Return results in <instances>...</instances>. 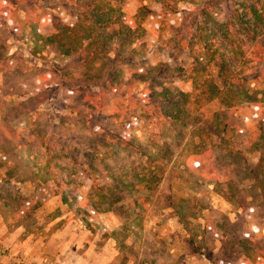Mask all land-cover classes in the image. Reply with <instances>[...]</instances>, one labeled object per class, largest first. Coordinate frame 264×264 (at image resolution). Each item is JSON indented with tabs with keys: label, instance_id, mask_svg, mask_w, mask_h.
<instances>
[{
	"label": "trees",
	"instance_id": "trees-1",
	"mask_svg": "<svg viewBox=\"0 0 264 264\" xmlns=\"http://www.w3.org/2000/svg\"><path fill=\"white\" fill-rule=\"evenodd\" d=\"M66 1L75 7L71 14L50 13L35 19L31 31L54 47L57 55L50 67L29 71L21 52L10 53L9 38L23 35L21 27L9 21V4L0 0V22L7 30V36L0 34V142L21 148L30 143L34 131L38 140L42 130L37 128L36 115L51 99L64 102L66 87L99 89L90 91L83 103H69L77 118L81 106H92L89 97L94 108L102 92L126 93L129 106L102 113V123L93 120V136L85 135L92 143L88 148L72 149L62 143L60 149L82 166L84 183L87 180L89 206L81 211L84 221L91 226L88 216L108 210L126 193L157 189L176 147L186 143L190 147L188 135L194 139L199 132L204 136L195 142L197 151L191 152L197 181L214 185L216 192L241 209L237 219L231 220L221 210L203 205L209 214L202 231L221 242L214 264H264V0H232L225 8V19L214 25H209L208 17L201 22L195 17L194 22L201 24L191 35L183 22L193 14L195 0H155L151 5L139 0ZM170 16L182 22L174 41L190 49L193 60L188 66H176L166 56L157 61L150 58L156 52L145 39L150 26L161 27ZM126 65L132 69L125 71ZM138 84L143 85L139 94L132 91ZM195 86L201 104L218 102L222 110L211 116L194 111ZM137 105L141 108L138 118L148 127L147 143L133 134ZM27 119L30 125L23 124ZM50 126L54 137L59 123L51 120ZM213 143L227 148L228 161L213 153ZM46 146L49 153L51 147ZM250 152L259 154L256 163L246 158ZM6 173L9 178L0 180V198L11 206V200L17 202L15 210L24 214L18 225L35 222L37 209L60 193L54 182L44 180L35 182L31 195H22L11 183L12 170ZM61 194L68 202L66 192ZM90 228L102 230L104 239L117 236L102 223Z\"/></svg>",
	"mask_w": 264,
	"mask_h": 264
},
{
	"label": "rangeland",
	"instance_id": "rangeland-1",
	"mask_svg": "<svg viewBox=\"0 0 264 264\" xmlns=\"http://www.w3.org/2000/svg\"><path fill=\"white\" fill-rule=\"evenodd\" d=\"M4 1L9 4L8 9L11 11L12 16L10 15L9 21L18 24L21 27L20 34L23 35L21 39L9 38L10 53L21 52L29 64V71L50 67L57 50L37 38L31 27L35 19L43 14L67 15L71 14L75 7L66 0ZM139 1L143 5H151L155 2V0ZM195 2L192 7L193 14L186 15V20L183 22L188 25L186 30L190 35L207 17L210 19L209 25L223 21L226 6L232 4V0H195ZM206 12L209 14L206 15ZM195 17L199 18L200 22L195 23ZM165 19L161 27L157 24L150 26L149 34L145 38L147 43L154 44L156 48V52L150 58L157 61L166 56V59L173 61L176 66H188L193 60L190 49L179 47L174 41V36L183 28L182 22L177 16ZM4 25L0 22V34L7 36ZM157 49L161 52H157ZM123 69L128 71L132 68L126 65ZM2 79L0 71V83ZM142 89L143 85L138 84L132 88V91L139 94ZM92 90L99 91L93 85L72 90L66 87L63 89L64 102L58 100L57 104L54 99L47 101L41 107V112L36 115L39 121L37 128L42 130L38 140L34 138L37 133L34 131L30 143L21 148L14 149L10 144L0 142L2 148L0 180L8 179L9 175L6 172L12 170L11 183L26 196L34 192L36 181H41L40 183L43 184L44 180H50L60 191L56 196H59L63 202L62 209L57 208L50 213L44 212L42 216L36 211V221L27 222L28 235L31 234L27 245L31 243L30 249L32 248L31 254H33L28 264H214L220 254L221 242L216 236L205 235L202 231L209 214V210L203 205L209 204L221 210L231 220L237 219L241 209L238 204L228 201L216 192L214 185L201 179L197 181L199 175L192 171L191 152L197 151V148H194L195 142L201 135L204 136L199 132L194 139L188 135L191 139L190 147L188 143L176 147L164 179L157 189L153 191L140 189L126 193L119 203L108 210L95 216H88L91 226L84 221L81 211L89 206V198L85 196L87 180L84 183L82 166L72 162L67 154L60 152L62 143L72 149L88 148L92 143L85 135L93 136V130H90L91 125L93 127V120L94 123H102L105 119L102 113H111L116 106L124 108L130 104L126 93L111 96L102 92L99 99L94 101L97 105L94 108L93 98L89 97L92 106H81L82 114L79 112L78 119L76 110L69 106V103L77 101L83 103ZM199 93V89L195 86L192 94L194 111L203 116H211L215 111L222 110V104L218 102L201 104L198 101ZM80 95L84 97L78 99ZM15 100H20V97H15ZM61 105L64 106L58 109ZM137 106L139 109L136 110L137 116L133 117L136 125L133 134L141 142L147 143L148 127L138 118L141 108L140 105ZM51 120L59 123L60 126L58 134L54 137H51L53 133ZM106 121L103 123L110 127ZM29 122L30 120L27 119L23 124L30 125ZM58 135H61V138ZM47 144L51 147L49 153L46 149ZM212 151L216 156L220 155L222 162L230 159L229 151L224 145L215 144ZM50 156L52 160H49ZM245 156L250 162L256 163L259 154L250 152ZM246 184L250 186L251 182L247 180ZM62 191L66 192L68 202H64ZM11 203L13 206L5 204V199L0 198V217L3 218L0 226L6 231L1 233L2 239H6L0 243L1 255L8 254L14 246L15 249L18 247V243L11 240L13 239L11 234L17 228L16 222L24 214H19L15 210L16 201L11 200ZM56 217L60 219L55 220ZM52 221L54 222L51 226ZM100 223L108 230L114 231L116 238L104 239L102 230L94 232L90 228ZM53 235L62 241L55 249H53L56 244L52 239ZM15 243L16 245H13Z\"/></svg>",
	"mask_w": 264,
	"mask_h": 264
},
{
	"label": "crops",
	"instance_id": "crops-1",
	"mask_svg": "<svg viewBox=\"0 0 264 264\" xmlns=\"http://www.w3.org/2000/svg\"><path fill=\"white\" fill-rule=\"evenodd\" d=\"M56 198V199H54ZM59 196H54L51 199H49L42 207H40L39 209H37V212L39 213V216H42V214H44V212L46 213L48 211V213L53 212L54 210H56L57 208H61L62 205V201L60 200ZM1 218L0 217V225H1ZM60 219L59 217H56L55 220ZM29 221V220H28ZM26 223H22V224H17V228L13 231L12 238L11 240H13V242H17L18 243V247L15 246L12 248V251H10L8 254H4L1 255V248H0V264H28L30 263L29 258L33 255L32 253V248L30 249V245H27L28 240L30 239V235H28L29 230H28V225L27 222ZM54 221L50 222V225L53 223ZM52 226V225H51ZM2 232H6L3 231L2 226H0V243H3L4 241H6V239H2L1 233ZM52 239L55 241L56 244H54L53 249L57 248V244L61 243V239L56 238V236L53 235ZM9 240V239H7ZM13 245H16L13 244ZM1 246V244H0Z\"/></svg>",
	"mask_w": 264,
	"mask_h": 264
}]
</instances>
